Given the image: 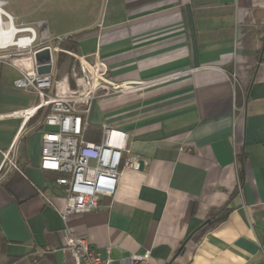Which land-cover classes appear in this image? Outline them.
<instances>
[{
  "label": "crops",
  "instance_id": "crops-1",
  "mask_svg": "<svg viewBox=\"0 0 264 264\" xmlns=\"http://www.w3.org/2000/svg\"><path fill=\"white\" fill-rule=\"evenodd\" d=\"M18 2L5 11L71 37L79 54L99 50L115 82L185 73L93 102L88 130L125 132L144 164L124 170L98 212L62 218L63 195L40 167L41 115L0 120V151L18 166L0 178V264H75L62 251L71 236L113 264L147 251L150 264H264V0ZM20 77L0 62L1 117L36 102Z\"/></svg>",
  "mask_w": 264,
  "mask_h": 264
},
{
  "label": "built area",
  "instance_id": "built-area-1",
  "mask_svg": "<svg viewBox=\"0 0 264 264\" xmlns=\"http://www.w3.org/2000/svg\"><path fill=\"white\" fill-rule=\"evenodd\" d=\"M7 0H0L1 18L6 27H14L13 45L0 48V62L16 68L21 77L16 88L36 97L35 104L4 118H22L30 121L41 115L48 130L43 133L40 167L59 175L53 182L65 200L62 218L76 214L98 212L104 197L114 198L125 169L140 168V159L128 148V135L109 125L101 127L99 141L86 138L89 115L97 98L144 89L182 76L175 72L137 84L118 83L108 77L99 50L79 54L63 50L60 44L67 37L52 38L45 23L36 27L18 22L5 11ZM66 54L72 60L71 74L64 76L65 88L60 93L62 80L57 78V58ZM190 72V71H189ZM71 79V80H70ZM12 148L0 151V178L8 169H17ZM75 264H113L103 258L84 239L69 237L62 248ZM151 252L133 255L131 264H150Z\"/></svg>",
  "mask_w": 264,
  "mask_h": 264
},
{
  "label": "trees",
  "instance_id": "trees-1",
  "mask_svg": "<svg viewBox=\"0 0 264 264\" xmlns=\"http://www.w3.org/2000/svg\"><path fill=\"white\" fill-rule=\"evenodd\" d=\"M61 48L63 50H66V51H71V52H77V48H78V44L72 40L71 37H67L61 44H60ZM69 60V61H67ZM65 62H67V64H64ZM65 65L66 67V73L67 75L69 76V78L71 77L70 76V72H71V65H72V62H71V59L66 55V54H60L58 56V59H57V71L58 73L59 72H62L63 69V66ZM67 65V66H66ZM59 75H57V78L59 79ZM71 80V79H70ZM100 135H101V130H93V131H89L87 132V135H86V138L87 140L89 141H99V138H100ZM50 173V172H49ZM51 175L53 176V180H55L57 177H59V175L57 174H54V173H51ZM229 209L225 208L224 210L222 211H219L218 214H223L222 217L217 221H223L226 219L227 217V214L229 213ZM217 214V213H216Z\"/></svg>",
  "mask_w": 264,
  "mask_h": 264
},
{
  "label": "bare ground",
  "instance_id": "bare-ground-1",
  "mask_svg": "<svg viewBox=\"0 0 264 264\" xmlns=\"http://www.w3.org/2000/svg\"><path fill=\"white\" fill-rule=\"evenodd\" d=\"M15 30L14 27H6L4 21L1 18L0 10V48L8 45H13Z\"/></svg>",
  "mask_w": 264,
  "mask_h": 264
},
{
  "label": "rangeland",
  "instance_id": "rangeland-1",
  "mask_svg": "<svg viewBox=\"0 0 264 264\" xmlns=\"http://www.w3.org/2000/svg\"><path fill=\"white\" fill-rule=\"evenodd\" d=\"M7 1H9L10 3H11V7H12V5H13V3L14 4H16V3H18V5H20L19 4V2H18V0H7ZM19 1H21V0H19ZM8 10L10 11V8H8ZM49 14V9L48 8H45V9H42V10H40L39 12H37L36 14H35V19L37 18H39V17H46L47 15ZM49 16V15H48ZM28 21H33V16H32V14H30V16H29V18L27 19ZM53 38V37H52ZM58 59V58H57ZM67 61H69V60H67ZM64 64H67V62H65ZM67 66V65H66ZM65 67V65L63 66V68ZM65 69H66V67H65ZM64 70V69H63ZM59 74H61V72H59L58 73V75ZM63 74V73H62ZM64 76V75H63ZM63 76H60V80H62L63 79ZM65 78L62 80V81H60L61 82V84H60V88H59V91H60V93H62L63 92V90L65 89V88H63L64 86H65ZM0 160H1V156H0Z\"/></svg>",
  "mask_w": 264,
  "mask_h": 264
},
{
  "label": "water",
  "instance_id": "water-1",
  "mask_svg": "<svg viewBox=\"0 0 264 264\" xmlns=\"http://www.w3.org/2000/svg\"><path fill=\"white\" fill-rule=\"evenodd\" d=\"M144 167L143 162H140V169H142Z\"/></svg>",
  "mask_w": 264,
  "mask_h": 264
}]
</instances>
